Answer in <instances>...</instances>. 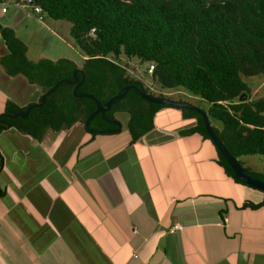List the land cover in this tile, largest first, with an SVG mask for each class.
Segmentation results:
<instances>
[{"label": "crops", "instance_id": "obj_1", "mask_svg": "<svg viewBox=\"0 0 264 264\" xmlns=\"http://www.w3.org/2000/svg\"><path fill=\"white\" fill-rule=\"evenodd\" d=\"M10 9L1 6L0 16ZM12 26L0 23V115L8 100L25 106L41 90L28 83L26 98L27 78L2 63V29ZM155 122L133 144L122 132L86 136L80 122L42 140L4 128L0 136L19 144V164L34 160L30 147L49 156L34 172L7 177L0 146V264H264V206H243L264 192L228 176L205 137L181 135L193 123L181 110L162 109ZM171 144L181 156L165 155ZM4 176L14 184L2 187Z\"/></svg>", "mask_w": 264, "mask_h": 264}, {"label": "trees", "instance_id": "obj_2", "mask_svg": "<svg viewBox=\"0 0 264 264\" xmlns=\"http://www.w3.org/2000/svg\"><path fill=\"white\" fill-rule=\"evenodd\" d=\"M33 1L42 7L45 16L71 23L70 33L83 55V65L79 67L69 58L33 61L27 55L28 46L15 30L3 27L2 38L9 49L2 59L6 71L10 75L23 74L29 83L43 88L28 105L7 101L0 119L9 122L10 127L42 140L50 129L62 131L80 122L93 138L104 135L92 133L85 126L96 103L87 97H76L75 84L60 85L42 107H33L26 118H10L8 114L40 102L58 81L72 79L77 68L84 71L78 73L80 80L86 77L78 91L92 93L104 104L130 84L156 95L137 77V65L128 62L127 68L122 64L123 59H135L138 67L147 64L144 71L154 65L152 80L160 90L197 98L196 103L209 114L230 152L249 172L264 180V166L256 171L242 160L253 155L264 160V95H253L255 79L264 78V0ZM165 108L174 107L150 103L131 90L106 115L117 119L121 112L130 114L128 130L133 144L156 128V115ZM174 109L193 120L192 125L179 129L181 135L198 133L214 144L202 115ZM89 127L116 126L98 114ZM3 130L0 125V132ZM218 154L217 161L225 173L244 184L221 152ZM4 194L0 188V195ZM243 206L258 209L264 206V200L247 201Z\"/></svg>", "mask_w": 264, "mask_h": 264}, {"label": "rangeland", "instance_id": "obj_3", "mask_svg": "<svg viewBox=\"0 0 264 264\" xmlns=\"http://www.w3.org/2000/svg\"><path fill=\"white\" fill-rule=\"evenodd\" d=\"M10 12L8 14H4V16H0V23L2 25H9L12 24L13 29L16 32V35L18 38H20L27 46L28 51L27 55L29 58H32L35 60H38L40 57L50 58L53 60H58L60 58H69L77 62L79 67L83 65V55L81 54L79 48L76 45L75 40L71 36V23L68 21L63 20H54L48 16H45L44 20L40 19L38 15L32 14L31 10H26L23 8H18L15 6L10 7ZM0 14H1V5H0ZM40 60V59H39ZM129 60L123 59L122 64H127ZM137 60H132L131 63L133 66L136 67L137 70L140 69V71H144L147 68V64L140 65L138 67ZM139 68V69H138ZM146 79L148 81L154 82L151 79V75H146ZM256 80V84H254ZM255 80H252L253 82V95L255 96H263L264 95V78L261 76H258ZM259 81V84L257 82ZM27 82V90H26V98L30 96L32 93V87ZM156 85L158 83H155ZM33 89H40L39 85H36V88ZM43 88L41 90L37 91V95H39V92L41 93ZM161 91H156V95L161 94ZM170 94V93H168ZM170 96L176 97L178 95L170 94ZM25 98V100H26ZM185 99L189 101H196L194 97H184ZM28 100V99H27ZM195 103V102H194ZM118 120L122 122L123 129L122 133L125 137H128L131 135L128 130V122L130 118V114L127 112H121L117 115ZM189 124H186L185 126H188ZM8 132V130H7ZM121 132V131H120ZM119 133V132H118ZM115 134V133H114ZM52 136V135H51ZM86 136H89L87 133ZM54 139V137H53ZM59 139V138H58ZM194 139V138H192ZM51 139H48L50 141ZM9 144V146H8ZM0 146L4 147L3 153L6 152L4 155L7 158H9V162L7 163V171H9L8 175L14 176V173H23L26 172H34L37 168L36 165L39 164L42 160H46V158L49 156V154L43 150L40 146L30 147L31 151L33 153V158L29 164H25L22 160L21 164H19L18 157L14 154V147H16L17 150L19 144L15 143L13 141V137L8 132L5 133L4 136H0ZM118 149V148H117ZM174 149V147L171 144V148ZM16 151V150H15ZM109 151H113L111 148H109ZM20 154H22L20 152ZM143 154V152H141ZM140 152L137 153L135 150L134 157L138 158L140 155ZM165 155L169 156H175V155H182L181 149L176 146L174 151H167L165 149ZM22 157V156H21ZM244 165L247 167H252L256 171H260L263 169L264 166V160L261 156L253 155V156H244L242 158ZM178 167V162H176V168ZM180 167V164H179ZM19 177V175H17ZM15 176V178H18ZM224 178V175H221V179ZM14 179H7L6 176H4L1 179L2 187H4L5 184H14L12 181Z\"/></svg>", "mask_w": 264, "mask_h": 264}, {"label": "water", "instance_id": "obj_4", "mask_svg": "<svg viewBox=\"0 0 264 264\" xmlns=\"http://www.w3.org/2000/svg\"><path fill=\"white\" fill-rule=\"evenodd\" d=\"M84 71L81 68H77L74 70L73 78H63L60 81H58L49 91H47L45 94H43L42 99L40 102L33 103L29 105L26 109H20L14 113L8 114L10 118H17L22 117L26 118L28 117L31 109L33 107H42L46 101L49 94H51L53 91H55L60 85L66 83V84H75L74 87V94L76 97H87L95 101L96 103V109L89 115V117L86 120L85 126L88 128V130L92 133H98V134H114L118 133L122 130L123 125L122 122L118 119L111 118L106 115V113L112 108V106L122 100L129 91H134L137 93L140 97L146 99L150 103L155 104H162V105H168L171 107H177L180 109H188L194 112L199 113L202 115L205 128L208 132L209 137L213 140L214 144L216 145L217 149L221 154L226 158L230 166L232 167L235 176L238 180H240L242 183L249 185L255 189H259L264 192V180L257 177L256 175L249 172L241 163L240 161L230 152V150L226 147L222 139L219 137L217 132L215 131L209 114L200 106H198L195 103H192L190 101L185 100H178L175 98L165 97V96H155L151 95L145 90H143L138 85L130 84L125 87H123L119 93L113 97H111L105 104L102 103V101L94 94L87 93V92H79V88L83 85L86 77L85 75L80 80L78 73ZM244 95H242L240 98L242 99ZM98 114H101L103 118L110 124L115 125L114 128L109 129H92L89 127V124L91 120ZM0 125H2L4 128L10 127V123L7 121H4L0 119Z\"/></svg>", "mask_w": 264, "mask_h": 264}, {"label": "clouds", "instance_id": "obj_5", "mask_svg": "<svg viewBox=\"0 0 264 264\" xmlns=\"http://www.w3.org/2000/svg\"><path fill=\"white\" fill-rule=\"evenodd\" d=\"M0 5L2 6V10H3V7H4V5H2L1 3H0ZM11 6H16V7H18V8H23V7H20V6H17V5H9L8 7H7V11L9 10V8L11 7ZM23 9H26V8H23ZM26 10H30V9H26ZM31 13L32 14H34L32 11H31ZM42 15H43V17L45 18V14H43V12H42ZM44 20V19H43ZM130 63H131V60L129 61ZM138 63V62H137ZM128 64V63H127ZM125 67H127V65L126 64H123ZM152 66V65H151ZM151 66H150V68L147 70V71H144L142 74L140 73V71L138 72V73H136L137 74V77L141 80V81H143L144 82V84H145V86L149 89V90H151V91H153L154 93H156V91H158V90H160L159 88H158V85H156L154 82H151V81H148L147 79H146V73H148V74H150L151 75V79H152V74H153V71H154V68H153V71L150 73L149 72V70L151 69ZM154 66V65H153ZM128 68V67H127ZM130 69V68H129ZM161 92V94H165L164 96L165 97H170V98H175V99H178V100H185V101H189V100H187V99H180V98H183V97H186V96H188V97H192V96H189V95H187V94H183L182 92H179V91H166V90H164V91H162V90H160ZM168 93H170V94H173V95H178L177 96V98L176 97H173V96H170V94H168ZM150 94V93H149ZM152 95V94H151ZM155 96H160V95H155ZM194 99L195 100H198L197 98H195L194 97ZM190 102H192V101H190ZM195 102V104H197L196 103V101H194ZM194 102H192V103H194ZM36 103V102H35ZM198 105V104H197ZM199 106V105H198ZM201 107V106H200ZM174 108H176V107H174ZM118 119V118H117ZM120 121V120H119ZM83 125V124H82ZM122 131V130H121ZM249 186V185H248ZM175 228H176V226H175Z\"/></svg>", "mask_w": 264, "mask_h": 264}, {"label": "built area", "instance_id": "obj_6", "mask_svg": "<svg viewBox=\"0 0 264 264\" xmlns=\"http://www.w3.org/2000/svg\"><path fill=\"white\" fill-rule=\"evenodd\" d=\"M0 3L4 5L3 7L4 12L7 11V7L9 5H17V6L26 8V9H30L34 14L38 15L40 19L42 20L44 19L42 15V12H43L42 7L37 5L33 0H0ZM92 34L94 35V30ZM153 68L154 66L152 65L151 69L149 70L150 73L153 71Z\"/></svg>", "mask_w": 264, "mask_h": 264}]
</instances>
